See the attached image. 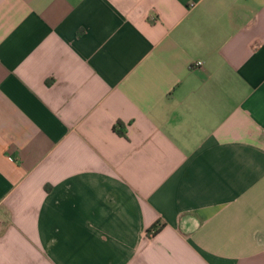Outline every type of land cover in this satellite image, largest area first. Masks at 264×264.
<instances>
[{"label":"crops","instance_id":"crops-1","mask_svg":"<svg viewBox=\"0 0 264 264\" xmlns=\"http://www.w3.org/2000/svg\"><path fill=\"white\" fill-rule=\"evenodd\" d=\"M0 264H264V0H0Z\"/></svg>","mask_w":264,"mask_h":264},{"label":"trees","instance_id":"trees-1","mask_svg":"<svg viewBox=\"0 0 264 264\" xmlns=\"http://www.w3.org/2000/svg\"><path fill=\"white\" fill-rule=\"evenodd\" d=\"M113 128L121 135H125L124 131V125L121 122H117ZM164 222L162 221H156L154 222L148 229H147V234L154 235L158 233L164 226Z\"/></svg>","mask_w":264,"mask_h":264},{"label":"built area","instance_id":"built-area-1","mask_svg":"<svg viewBox=\"0 0 264 264\" xmlns=\"http://www.w3.org/2000/svg\"><path fill=\"white\" fill-rule=\"evenodd\" d=\"M197 64H198V65H201V64H202V61H198Z\"/></svg>","mask_w":264,"mask_h":264}]
</instances>
